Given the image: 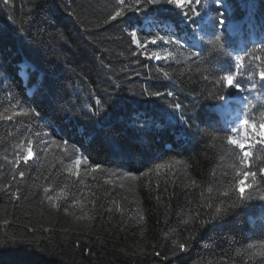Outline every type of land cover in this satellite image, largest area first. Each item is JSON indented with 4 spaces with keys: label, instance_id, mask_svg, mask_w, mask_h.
I'll use <instances>...</instances> for the list:
<instances>
[{
    "label": "trees",
    "instance_id": "trees-1",
    "mask_svg": "<svg viewBox=\"0 0 264 264\" xmlns=\"http://www.w3.org/2000/svg\"><path fill=\"white\" fill-rule=\"evenodd\" d=\"M181 2L0 0V264H264V0Z\"/></svg>",
    "mask_w": 264,
    "mask_h": 264
},
{
    "label": "snow or ice",
    "instance_id": "snow-or-ice-1",
    "mask_svg": "<svg viewBox=\"0 0 264 264\" xmlns=\"http://www.w3.org/2000/svg\"><path fill=\"white\" fill-rule=\"evenodd\" d=\"M5 3H7V0H5ZM147 3L152 4V5L167 3L168 5H176L177 7H181L182 6L181 0H147ZM188 3L190 5H192L193 0H188ZM215 3H216V8H215V11L213 12V14L219 12V19L216 20V27L222 30L223 26L225 24L224 13H223V11H220V9L222 8V0H215ZM194 4L196 6H199L201 4V0H194ZM190 12H191V15H189L188 11H185L184 17H185L186 20H189L192 23H195V19L194 18L199 17L200 14H201V11L199 10L198 7L192 6V7H190ZM121 15H122L121 12H119V11L116 12V16H121ZM113 19H115V17H113ZM130 35L132 36L133 42H136V40H137V32L136 31H132L130 33ZM219 38H220L219 35H217V40H219ZM160 39H163V37H160ZM155 42H156V40L154 39L152 41V43H155ZM165 42L168 43L169 41H165ZM261 46L264 47V44H262ZM152 55L156 56L157 59L160 58L159 56L156 55V53H153ZM192 55L195 56V55H198V53L193 52ZM257 59H259V58H257ZM242 69H243V64H242L241 58L240 57H236L235 58V70L226 72L223 76L220 77V80L223 81L224 86L226 88H235L238 92H240L242 94H245L248 91V89L245 88V83L242 82L241 79L237 78L238 77V73L241 76L245 75V73L242 71ZM247 75H251V73H247ZM259 76H260L261 86H264V66H260L259 67ZM251 87L252 88H256L257 85L256 84H252ZM224 98L225 97H224V94H223V95H219L215 99L217 101H223ZM244 99H245V101L247 100V96L246 95H244ZM115 100H116V97L112 98L109 101V106L112 105ZM96 103H97L98 106L100 105V101L99 100H97ZM176 107H179V105H177ZM24 111L28 112V111H34V110L25 109ZM35 114L37 116H40L39 112H36ZM95 115L101 116V113L97 112V113H95ZM3 118L6 119V120H11L12 119L11 116H5ZM183 122L185 124H189V121L186 120V119ZM243 124L247 125V124H249V121L247 119H245L243 121ZM189 126H191V125L189 124ZM261 126H264V125H261ZM228 139L231 142V144L237 145L238 148L241 150L242 156L240 157V161H241L242 164H246L247 161H248V158L250 156V151L245 149V141L240 140L238 135H237L236 138H233L232 136H229ZM251 140L254 143H249L248 144V148H254L258 144L264 143V140H258L256 135L252 136ZM30 156H31V151H29V153L27 155H23V160H24L25 163L29 160ZM19 161H20V157L18 156L16 161H13V164H18ZM75 163L78 165L80 163V161L77 160ZM261 172H264V169H261ZM241 175H243L245 177H249V176L253 177V183H255V173L250 172V171H246V172L241 173ZM21 176H23L22 172H21ZM238 184H243V181H239ZM248 186L250 187L251 185H248ZM45 191H47V189H45ZM241 195H243V190L242 189H241ZM49 199H51V197H49Z\"/></svg>",
    "mask_w": 264,
    "mask_h": 264
},
{
    "label": "rangeland",
    "instance_id": "rangeland-1",
    "mask_svg": "<svg viewBox=\"0 0 264 264\" xmlns=\"http://www.w3.org/2000/svg\"><path fill=\"white\" fill-rule=\"evenodd\" d=\"M236 100H238V97H235ZM218 111L221 114H227L229 112V108L228 105L223 101L219 107H218ZM263 132V131H262ZM250 136L245 132V130H243L241 132V134L239 135V139L242 141H245V149L248 150V144L250 143L251 139L249 138Z\"/></svg>",
    "mask_w": 264,
    "mask_h": 264
}]
</instances>
